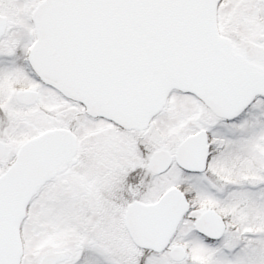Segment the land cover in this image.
I'll use <instances>...</instances> for the list:
<instances>
[{
  "label": "snow or ice",
  "instance_id": "snow-or-ice-1",
  "mask_svg": "<svg viewBox=\"0 0 264 264\" xmlns=\"http://www.w3.org/2000/svg\"><path fill=\"white\" fill-rule=\"evenodd\" d=\"M0 264H264V0H0Z\"/></svg>",
  "mask_w": 264,
  "mask_h": 264
}]
</instances>
